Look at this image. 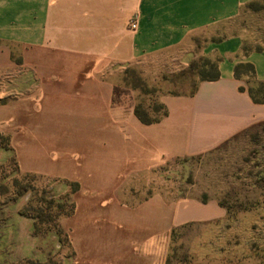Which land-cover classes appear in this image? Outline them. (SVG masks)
Listing matches in <instances>:
<instances>
[{
	"label": "crops",
	"instance_id": "0c3cea01",
	"mask_svg": "<svg viewBox=\"0 0 264 264\" xmlns=\"http://www.w3.org/2000/svg\"><path fill=\"white\" fill-rule=\"evenodd\" d=\"M261 1L0 0V76H16L6 101L22 99L19 115L30 103L43 128L22 138V148L47 162L48 175L88 193L87 214L68 222L73 258L65 264H168L177 232L225 219L214 200L142 190L122 196L120 189L145 187L142 178L168 163L210 153L264 123V105L234 77L235 66L247 63L264 83V46L249 50L248 30L232 24ZM200 60L214 63L219 78L198 81L189 94L163 93L158 104L166 116L141 124L126 72L172 76Z\"/></svg>",
	"mask_w": 264,
	"mask_h": 264
},
{
	"label": "rangeland",
	"instance_id": "374dc122",
	"mask_svg": "<svg viewBox=\"0 0 264 264\" xmlns=\"http://www.w3.org/2000/svg\"><path fill=\"white\" fill-rule=\"evenodd\" d=\"M258 7L263 9L259 15L250 16L252 10L245 8L232 23L234 30H248L250 50L264 46V1ZM12 51L16 69V49ZM147 70L145 75L135 70V76L129 73L127 79L135 106L148 119L161 114L153 111L160 95L189 94L200 79L212 74L204 60L172 76ZM4 72L0 76V264L70 263L68 222L72 216L87 214L88 193L76 181L48 175L47 162L34 159L31 146L22 148V138L28 141L43 128L35 125L36 110L30 103L23 104L24 115L17 114L22 99L7 103L6 88L14 85L11 77L16 76ZM142 183L147 186L130 191L121 187L122 196L142 190L147 196L214 200L225 211V219L210 229L177 232L168 264H264V123L210 153L170 162L143 177Z\"/></svg>",
	"mask_w": 264,
	"mask_h": 264
},
{
	"label": "trees",
	"instance_id": "16d2710c",
	"mask_svg": "<svg viewBox=\"0 0 264 264\" xmlns=\"http://www.w3.org/2000/svg\"><path fill=\"white\" fill-rule=\"evenodd\" d=\"M258 4L259 3H250L245 8L252 10V11H255V10L257 11L258 9H260V7H258ZM242 50H243V53L246 54V53H248V51L250 49L248 50L244 47ZM260 50H261L260 47L255 49L256 52H258ZM204 62L211 65L212 74L210 77L202 78L199 81L203 82V81H215V80H217L219 78V75H218V72L216 70L215 64L210 62V61H206V60H204ZM129 73H130V75L135 76L134 75L135 73H133V71L126 72L124 82L128 86H130V82H128V79H127V76ZM234 77L237 80H240V79L245 80V82L247 84L246 92L254 104L264 105V83L257 82L255 80L254 69L250 64L242 63V64L236 65L234 68ZM135 78L137 80H139L137 77H135ZM134 88H136V87H134ZM239 91L243 92L244 88L240 87ZM153 111L154 112L160 111L161 114L158 117H155L153 119H148L145 112L140 110V107L138 105L134 107L133 112H134V116L136 117V119L143 125L155 124V123L159 122L162 118H164L167 114L165 108L160 104L154 105ZM202 202L204 203V201H202Z\"/></svg>",
	"mask_w": 264,
	"mask_h": 264
},
{
	"label": "built area",
	"instance_id": "2783aa9c",
	"mask_svg": "<svg viewBox=\"0 0 264 264\" xmlns=\"http://www.w3.org/2000/svg\"><path fill=\"white\" fill-rule=\"evenodd\" d=\"M128 26H129L130 30H135V28H136V24L134 21H131Z\"/></svg>",
	"mask_w": 264,
	"mask_h": 264
}]
</instances>
